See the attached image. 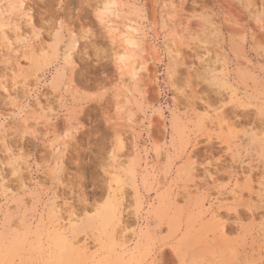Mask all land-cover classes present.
<instances>
[{"label":"rangeland","instance_id":"rangeland-1","mask_svg":"<svg viewBox=\"0 0 264 264\" xmlns=\"http://www.w3.org/2000/svg\"><path fill=\"white\" fill-rule=\"evenodd\" d=\"M109 4L116 13L112 26L123 37L115 45L108 25L95 16ZM262 12L264 0H0V122L7 118L0 134V248L11 249L6 258L14 264H178L165 244L179 230L190 264H259L264 33L254 18ZM177 14L193 28L199 16H209L221 31L228 20L244 24L247 30L236 33L227 88L220 80L212 87L193 78L185 95L174 89L159 95L166 86L162 64L175 58ZM60 21L64 28L57 35ZM130 38L135 77L117 67ZM144 50L155 63H144ZM202 53L185 49L182 57L198 71L209 69L211 78L212 70L219 73L216 56L201 65L195 57ZM186 76L178 70L177 87H184ZM157 78L159 85L152 83ZM138 81L160 114L137 113ZM233 92L256 107L231 104ZM23 101L29 110L20 117L15 113ZM161 105L173 107V114ZM26 128L33 134L24 135ZM189 159L196 169L185 178ZM145 188L159 189L157 204L142 195ZM26 192L35 196L31 203ZM138 194L151 207L138 212ZM54 209L63 214L60 220L71 213L79 218L72 220L67 249L56 237ZM21 223L29 230L26 239ZM242 232L243 243L236 239Z\"/></svg>","mask_w":264,"mask_h":264},{"label":"snow or ice","instance_id":"snow-or-ice-1","mask_svg":"<svg viewBox=\"0 0 264 264\" xmlns=\"http://www.w3.org/2000/svg\"><path fill=\"white\" fill-rule=\"evenodd\" d=\"M15 7V6H14ZM20 8L23 7L22 4L19 5ZM175 5H173V8L175 9ZM95 16L97 20L102 25H107V23L101 19L98 13H95ZM140 16L142 19H146L143 11L140 12ZM186 17L183 14H177L176 18L173 21V31L171 38L176 41V51H175V58H168L166 63L162 64L164 66V77L166 81V86L160 89L159 95L163 96L166 94L167 91L175 90L180 95H185L186 90L191 89L192 87V79L195 78L197 80L203 81V83L210 85L212 87H219L220 84L217 82L218 80L223 82L224 87H228V82L232 79V74L230 72V63L229 61L234 58L235 55V48L236 45L240 41V37L236 35L237 32L246 31L244 24L240 23L239 21H232L228 20L226 21V25L223 28V31H221V27L215 23H210V17L209 16H199L196 17V25L195 27H189L184 24V20ZM255 19V25L258 26V31L261 33H264V12L260 13L258 18ZM29 23H31V20L29 19ZM60 27L57 30V35L63 30L64 24L63 21H60ZM246 23V22H245ZM5 25L0 24V31H3V28ZM116 29L112 28L111 30L108 27V35L112 37V43L115 45L117 42L113 39V32H115ZM149 45H145V49L148 48ZM245 47H247V43H245ZM189 50L192 49H203V53L201 56L195 57L196 60L200 61V64L202 65L204 60L206 58L216 56V65L219 70V73L212 70L211 71V78L207 77V73L210 71L209 69H203L200 68L198 71V65L196 63H193L191 65L184 62V59L182 57L183 50ZM209 49H215L216 51H209ZM259 51L264 57V41L260 43ZM127 52V51H126ZM126 54V53H125ZM220 54H223L224 57H227V59H221ZM20 59L25 61L27 64L31 65V61L29 60L28 56H23ZM121 59H123V56H121ZM142 59L145 62L151 64L155 63V61L151 58H147V54L145 50L142 52ZM119 69V68H118ZM184 69L187 73L185 84L183 88L177 87V85L174 83L175 77L178 75V70ZM22 71V69H21ZM120 71V69H119ZM146 71V68H145ZM160 73H158L159 77ZM23 78L22 75L20 77ZM152 83L159 85L161 81L157 78L152 81ZM2 90L7 93L8 88L3 87ZM136 92V111L137 113L147 116L149 112H153L155 114H160V108L157 107L155 103L149 102L150 99L148 97V92L146 88L143 86L142 81H138L135 88ZM97 95H100L99 92H97ZM233 99L229 102L231 104H237L240 107L244 108H255L256 105L248 102V103H241L236 97V93H232ZM262 99H261V112L264 114V92L261 93ZM9 99L12 101L13 107H17V103L15 100V97H9ZM173 101H175V97L172 98ZM164 111H167L169 115L173 114V107H165L161 105ZM25 110H29V105L27 101H23V103L20 105V112L15 113V115L22 117ZM161 118L164 117L161 115ZM5 118L4 120H6ZM4 120L0 122V134H3L4 131ZM27 124V121H25ZM147 128V126L145 127ZM24 135L33 134L29 129L26 128V130L23 133ZM260 140L262 143H264V133L261 134ZM4 143V140H0V144ZM227 147V145H226ZM9 152L11 150L9 149ZM229 154L232 153V149L228 148ZM115 155V153H113ZM23 159L22 156L15 157L14 160H21ZM261 160L264 161V152L261 153ZM179 162V161H178ZM14 163V162H13ZM211 163V162H209ZM11 166V165H10ZM196 165L191 159L188 160L187 164L184 166V172L183 175L185 178H189L193 175L195 172ZM13 176L19 175L18 171L12 172ZM119 181H113V186L118 185ZM244 196L247 197L250 194V190L246 189L244 191ZM26 195L31 196V199L29 202L31 203L32 200L35 199V196L31 193H27ZM142 195L146 197L148 200H151L153 205L157 204L159 200L161 199L159 189L157 190H148L147 188L142 190ZM111 200V194H109V201ZM259 201L261 204V209L264 210V183L261 184V190L259 192ZM107 204L108 201H105ZM115 207V205L113 206ZM142 207H151V205H148L147 203L141 204L140 201V195L138 194L137 198V211L139 212ZM253 209L251 206H249V211L251 212ZM93 212V211H91ZM54 214L57 217L56 219V237L65 245L66 249L70 247L71 240L70 238L74 239V236L72 234V229L75 227L72 224L73 219H79L78 217H75L72 213L68 215L65 219L60 220L59 217L63 215L58 210L54 209ZM95 214V213H93ZM262 217H264V212H262ZM261 228L264 230V219H261L260 221ZM20 227L24 229V238L26 239L29 235V230L24 228V225L21 223ZM166 232H170V229H165ZM236 239L240 240L242 243L244 242V233L242 232L239 237ZM185 245V237L181 235L180 231L178 230L173 237H171V243H166L165 247H169L173 250L174 254L178 258V264H190L189 261L183 258V249ZM261 259L259 261V264H264V239L261 241ZM174 246V247H173ZM18 248H22L23 244H18ZM11 249L10 248H0V259L3 260V264H14L13 261L10 259H7L6 257L10 255ZM45 264H69V262L65 261H51V262H45ZM141 264H148L147 261H141ZM250 264H256V262H250Z\"/></svg>","mask_w":264,"mask_h":264},{"label":"clouds","instance_id":"clouds-1","mask_svg":"<svg viewBox=\"0 0 264 264\" xmlns=\"http://www.w3.org/2000/svg\"><path fill=\"white\" fill-rule=\"evenodd\" d=\"M113 8H114V5L109 4V5H106L104 8L97 9L96 13H98L101 19H103L107 23L110 30L112 28L116 29V31L113 32V39L116 42H119L123 39V37L117 34L119 29L112 26L111 17L116 14L113 11ZM135 30L136 29H132V31H135ZM125 43L129 45V48L125 55L117 56V67L120 69L121 73L131 74L133 77H135L136 70L134 66V60L136 59L137 53L134 51V49L136 47V44H135V41L132 39H128L127 41H125ZM121 56H123V59H121ZM0 264H3L2 259H0Z\"/></svg>","mask_w":264,"mask_h":264},{"label":"bare ground","instance_id":"bare-ground-1","mask_svg":"<svg viewBox=\"0 0 264 264\" xmlns=\"http://www.w3.org/2000/svg\"><path fill=\"white\" fill-rule=\"evenodd\" d=\"M127 34H130V32H128ZM128 36H130V35H128ZM131 39V38H130Z\"/></svg>","mask_w":264,"mask_h":264}]
</instances>
